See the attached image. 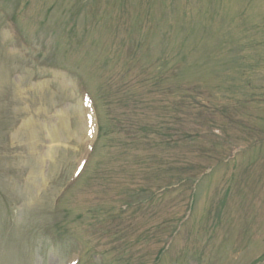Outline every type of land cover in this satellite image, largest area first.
Here are the masks:
<instances>
[{
  "label": "rangeland",
  "instance_id": "1",
  "mask_svg": "<svg viewBox=\"0 0 264 264\" xmlns=\"http://www.w3.org/2000/svg\"><path fill=\"white\" fill-rule=\"evenodd\" d=\"M83 1L0 0V264H66L82 241V264H154L186 186L118 204L226 138L251 148L200 183L159 264H264V0ZM87 94L103 132L74 182Z\"/></svg>",
  "mask_w": 264,
  "mask_h": 264
},
{
  "label": "bare ground",
  "instance_id": "2",
  "mask_svg": "<svg viewBox=\"0 0 264 264\" xmlns=\"http://www.w3.org/2000/svg\"><path fill=\"white\" fill-rule=\"evenodd\" d=\"M100 139H101V134H100V136H99V138H98V141H97V143H96V146H95V148H94V151H93V153H92V156H91V158H90V160H89V162H88V164L90 165V163H91V161H92V159H93V156L95 155V153H96V150H97V146H98V144H99V142H100ZM52 148V147H51ZM47 155H50V151L47 153ZM87 164V165H88ZM82 178H83V176H81V178L79 179V182L82 180ZM33 203V202H32ZM29 205H30V203H29ZM192 219V218H191ZM190 222V220L188 221V223ZM187 223V224H188ZM183 229V228H182ZM175 241H176V239H175ZM175 241H174V243H175ZM174 243H173V245H174ZM172 245V246H173ZM171 246V247H172ZM171 249V248H170Z\"/></svg>",
  "mask_w": 264,
  "mask_h": 264
}]
</instances>
